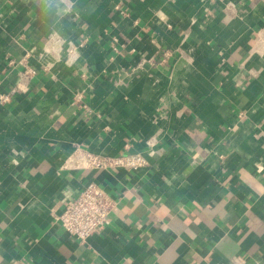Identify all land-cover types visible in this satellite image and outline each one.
<instances>
[{"label":"crops","instance_id":"1","mask_svg":"<svg viewBox=\"0 0 264 264\" xmlns=\"http://www.w3.org/2000/svg\"><path fill=\"white\" fill-rule=\"evenodd\" d=\"M27 53L0 264H264V0H0V95ZM76 147L148 165L63 169ZM90 182L117 206L82 242L53 214Z\"/></svg>","mask_w":264,"mask_h":264},{"label":"built area","instance_id":"2","mask_svg":"<svg viewBox=\"0 0 264 264\" xmlns=\"http://www.w3.org/2000/svg\"><path fill=\"white\" fill-rule=\"evenodd\" d=\"M29 54L21 60H11L9 65L16 69L18 65L22 69L17 74V81L7 93L0 95V103H11L13 98L29 91L30 82L36 75V69L31 65ZM244 83L238 81V86ZM82 94H78L75 100L81 101ZM148 165L147 158L141 153H124L116 157L95 154L82 147H76L74 152L65 160L63 169H119L127 168L138 170ZM63 210L53 214L54 222L70 236L85 242L93 236L117 206V201L100 184L90 182L77 194L69 193L63 200Z\"/></svg>","mask_w":264,"mask_h":264}]
</instances>
